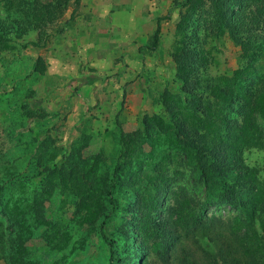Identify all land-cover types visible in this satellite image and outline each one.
<instances>
[{"label":"trees","instance_id":"16d2710c","mask_svg":"<svg viewBox=\"0 0 264 264\" xmlns=\"http://www.w3.org/2000/svg\"><path fill=\"white\" fill-rule=\"evenodd\" d=\"M81 2L0 0V58L31 32L35 46L49 45L73 24ZM180 6L171 56L181 93L166 89L162 112L146 113L141 127L121 133L108 169L100 172L98 159L84 158L86 135L71 153L50 137L38 143L20 172L0 165V259L7 264H45L28 250L41 227L59 252L70 248L73 228L80 235L72 250L98 231L109 264H173L183 250L191 264H205L199 235L218 248L213 264H264V175L244 159L245 151L264 148V0H182ZM160 33L159 24L150 50L161 44ZM223 38L242 51L244 64L232 75L219 71L217 56L204 47ZM43 63L39 57L31 74L43 73ZM34 104L23 109L37 124L47 113ZM187 170L204 187L203 198L175 184ZM58 190L76 198L65 222L47 213Z\"/></svg>","mask_w":264,"mask_h":264},{"label":"rangeland","instance_id":"374dc122","mask_svg":"<svg viewBox=\"0 0 264 264\" xmlns=\"http://www.w3.org/2000/svg\"><path fill=\"white\" fill-rule=\"evenodd\" d=\"M173 36L172 28L168 29L154 53L148 51L150 42L144 51H138L137 42H129L132 48L119 46L120 49L114 52L119 55L114 56L112 61L114 67L119 62L129 61L124 67H119L128 74L123 81L121 72H115L114 67L109 72L104 71L103 66H93L89 62L81 64L79 72L67 70L70 66L62 62L54 63L47 71V58L43 57L45 71L31 74L33 68L38 66L37 55L41 53L51 57L59 43L55 39L46 47H37L33 44L37 40L36 32L21 39L16 50L5 51L0 58V86L5 89L1 92L6 91L0 99V165L20 172L38 143L50 137L55 145L71 153L79 146L76 142L79 137L86 135L88 141L82 150L84 158L90 156L98 159L102 166L100 172L108 169L117 159L121 133L128 134L141 127L146 113L162 112L161 96L166 89L175 95L181 93V84L175 77L176 63L171 56ZM204 47L217 56L221 72L232 75L244 64L240 46L230 38L209 40ZM63 58L65 62L69 60ZM72 60L77 62L75 56ZM133 68L135 71H132ZM27 102L35 103L34 107L41 108L47 116L37 124L31 122L24 114L23 105ZM27 127L32 130L16 132ZM244 159L248 165L261 168L264 175V148L245 151ZM175 184L185 186L199 198L204 197V187L189 170ZM75 201L74 195L58 190L47 202V213L52 214L54 219L68 221ZM215 212L224 215L233 213L230 208H216ZM45 230L44 227L37 229L28 243L32 259L45 264L55 261L58 264H109L108 245L98 231L89 238L84 248L72 250L80 235L73 228L74 238L70 248L59 252L47 245L43 236ZM197 237L206 253L205 264H213L211 258L218 257L217 246L203 236ZM187 253L185 250L177 253L180 258H175L179 261L176 263L175 259L172 263L191 264L192 258L186 256ZM0 264L7 263L0 259Z\"/></svg>","mask_w":264,"mask_h":264},{"label":"crops","instance_id":"0c3cea01","mask_svg":"<svg viewBox=\"0 0 264 264\" xmlns=\"http://www.w3.org/2000/svg\"><path fill=\"white\" fill-rule=\"evenodd\" d=\"M181 2L182 0H82L73 24L57 38V51L51 57L40 53L37 58H47V71L51 70L54 63L62 62L70 66L67 70L79 72L81 64L89 62L93 66H103L104 71L110 72L111 67H114L112 58L119 55L114 53L120 49L119 46L132 48L133 45L129 42H137L138 51H144L159 24L161 43L168 29L172 28L174 34L180 18ZM71 13L72 9L67 12L66 18ZM148 51L154 53L156 50ZM74 56L77 62L71 61ZM63 57L69 58L70 62L68 59L65 62ZM128 63L126 60V63L119 62L114 67L115 72H121L122 81L128 74L119 67Z\"/></svg>","mask_w":264,"mask_h":264}]
</instances>
